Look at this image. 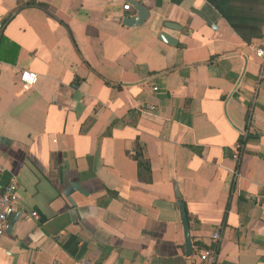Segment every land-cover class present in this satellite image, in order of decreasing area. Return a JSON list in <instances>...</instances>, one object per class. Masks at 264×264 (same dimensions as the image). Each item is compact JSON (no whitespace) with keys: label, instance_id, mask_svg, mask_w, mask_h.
Returning <instances> with one entry per match:
<instances>
[{"label":"crops","instance_id":"0c3cea01","mask_svg":"<svg viewBox=\"0 0 264 264\" xmlns=\"http://www.w3.org/2000/svg\"><path fill=\"white\" fill-rule=\"evenodd\" d=\"M130 1L0 0V264H264V0Z\"/></svg>","mask_w":264,"mask_h":264},{"label":"built area","instance_id":"2783aa9c","mask_svg":"<svg viewBox=\"0 0 264 264\" xmlns=\"http://www.w3.org/2000/svg\"><path fill=\"white\" fill-rule=\"evenodd\" d=\"M123 10L131 11L132 5L126 3L123 6ZM256 56L261 62V74L264 72V47L255 49ZM19 81L23 87L29 88L35 85L37 82V76L34 72L29 70H22L19 74ZM153 90H157V87H153ZM150 108V106H148ZM247 134L246 131L243 132V136ZM241 144H237L235 151L232 154V158L240 160L239 158V148ZM239 174L236 170L233 174V180L236 181ZM19 191L18 184L15 180H11L3 188L0 189V236L6 234L11 228V218L12 215L18 209ZM25 218H38V214L35 211L25 215ZM212 243L210 246L201 249L198 252V258L203 264H216L218 262V252H219V242L221 240V234L219 230L213 231L211 235ZM82 264H94L93 262L82 259Z\"/></svg>","mask_w":264,"mask_h":264},{"label":"water","instance_id":"95a60500","mask_svg":"<svg viewBox=\"0 0 264 264\" xmlns=\"http://www.w3.org/2000/svg\"><path fill=\"white\" fill-rule=\"evenodd\" d=\"M130 3L133 6V8H135V10L137 11V14L135 16L126 17L123 20V24L127 26H134V25H139L145 22L149 15L148 10L143 5H141L139 2L135 0H131ZM176 195L178 198L180 197L178 192H176ZM177 204H178V208L180 212L181 223L183 226L186 251L187 253H190L191 252V242H190V237H189V224H188L187 214L185 211V206L181 198L178 199Z\"/></svg>","mask_w":264,"mask_h":264},{"label":"trees","instance_id":"16d2710c","mask_svg":"<svg viewBox=\"0 0 264 264\" xmlns=\"http://www.w3.org/2000/svg\"><path fill=\"white\" fill-rule=\"evenodd\" d=\"M27 5H35V6H38V7L45 8V5L44 4L37 3V2H34V1L29 2ZM9 18L6 21H8ZM6 21H5V23H6ZM5 23H4V25H5ZM245 140H246V138H244V137L243 138H240V144L243 145L244 142H245ZM239 153H242V146H240V148H239ZM131 156L138 161V164L140 166H142V167L144 166V167L149 168L148 163L147 162H144V160L141 158L140 152L135 151L133 154H131Z\"/></svg>","mask_w":264,"mask_h":264}]
</instances>
